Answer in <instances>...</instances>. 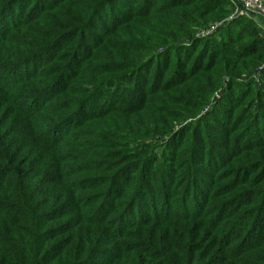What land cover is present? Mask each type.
<instances>
[{
  "label": "trees",
  "instance_id": "16d2710c",
  "mask_svg": "<svg viewBox=\"0 0 264 264\" xmlns=\"http://www.w3.org/2000/svg\"><path fill=\"white\" fill-rule=\"evenodd\" d=\"M118 1L0 0V264H264V248L258 262L249 260L260 233L244 234L241 228L251 218L260 223L258 230L264 223V178L258 190L241 188L243 179L225 186L227 178L220 177L225 154L205 153L213 146L198 130L183 134L188 142L178 141L190 152L182 174L177 160L182 156L175 157L171 177L150 171L153 158L108 148L110 126L104 119L117 112L140 114L146 99L141 94L132 108L109 109L138 95L136 87L122 85L139 76L140 70L133 72L139 65L133 44L106 40L117 27L107 29L104 10ZM185 1H145L142 13L180 9L174 13L180 17L164 27L179 25V35L193 41L186 25H208L233 11L228 0ZM244 21L243 16L231 21L230 27L242 30L222 47L212 39L203 43L209 51L218 47L207 59L209 68L202 67L194 48L170 47L168 53L182 51L192 63L189 72L172 65L173 73L168 64L169 79L162 66L157 72L168 85L156 89L178 94L168 112H194L183 93L192 80L203 79L201 70L242 78L256 59H264L256 26L244 27ZM98 51L103 55L96 56ZM156 89L148 94L156 95ZM241 112L233 126L245 133L238 143L249 131L254 138L264 135V125ZM117 129L123 137L121 126ZM221 135L228 145L216 149L228 154L233 129ZM192 140L200 145L192 147ZM216 156L220 159H211ZM245 169L254 173L252 165ZM253 194L248 205L245 199Z\"/></svg>",
  "mask_w": 264,
  "mask_h": 264
},
{
  "label": "rangeland",
  "instance_id": "374dc122",
  "mask_svg": "<svg viewBox=\"0 0 264 264\" xmlns=\"http://www.w3.org/2000/svg\"><path fill=\"white\" fill-rule=\"evenodd\" d=\"M145 1L149 3L153 0H119L117 5H114V8H106L104 10L109 19L106 26L107 29L117 27L116 33H112L109 30L106 40L131 42L133 44L131 46L132 58L139 64L134 68L133 72L140 70L139 76L133 78L131 84L127 86L122 84L124 88L136 87L138 90L137 97L130 103H122L121 100L118 103H111V105L109 104L111 107L109 105L107 107L113 110H117L114 109L116 107L118 110L127 109L128 107L132 108L139 102L141 94H143L142 97L146 98L144 99L145 101L139 104L138 113L140 114H136L135 111L131 113L117 112L104 119L106 124L110 126L108 133L110 138L108 140L112 142V145H109L108 148L120 151L128 150L127 152H130V154L134 153L142 156V158H153L155 162L151 164L150 171L171 177L168 169L174 167L173 162L180 160L181 166H179L178 174H182L188 154L187 150L190 152V147L179 146L178 141L188 142L189 139H184L183 136L185 135L183 134H186L189 130V134L198 130L200 139L209 138L213 146L211 149L206 147L205 153L225 154V159L223 160L219 156L211 158L212 160L218 158L221 162L227 163L226 170L220 175V177L227 178L224 185L227 186L229 183L240 185L241 182L238 180L243 179L244 186L241 188H245L248 191L251 189L258 190L259 187L256 186L259 185V180L264 178V165L260 163V161L264 162V135L261 134L254 138L255 133L249 131L245 135L247 139L238 143L239 138H243L242 136L245 133H239L240 131L234 129L233 126L235 127L239 124L234 121L241 116L242 109H245L248 112V116L254 119L258 125H264V74L261 73L264 70V59H256V66L242 78H231L228 75L218 76L211 69L209 73L201 70V74L204 75L203 79L192 80L184 91L187 93H183L190 98L189 107L194 112L182 111L176 108L168 112V108L174 107L176 103L174 100L177 99L175 97L178 94L170 91V93L164 95L156 89L161 85H168L166 79L165 81L161 80L162 72L158 74L157 72L162 66L163 72H167V76L163 78L169 79L170 72L166 70L168 64H170L169 70L172 65L177 66L176 68H180V65H182L187 67V70L183 71L189 72L192 63V60L186 61L182 51L179 53H168L171 50L170 47L179 45L182 47L181 49L194 48V55L201 59L200 64H202V67L209 68L210 64H208L207 59H210L217 52L218 47H214V49L209 51L208 45L205 46L203 43L212 39L222 47V43L226 38L236 37L242 29L237 25L229 26L231 21H233L231 18L232 13H230L223 19L210 22L208 25H186L183 30H187L189 34H192L193 38V41H188L184 36L179 35V32H181L177 31L179 30V25L174 26V29L171 28L170 31H167L164 27L166 22L180 17V15L174 14L180 9L172 11L174 13H156L148 17L145 13H142L147 11ZM188 1L190 0L185 2ZM243 17L245 21L242 26H246L245 22L256 26L259 37L263 41L260 44V48L264 49V21L257 17ZM247 31L249 32L247 36H250V29H247ZM98 35L99 33L96 34L97 38L100 37ZM194 41H198V43L192 47ZM234 46H241V44ZM105 51L102 52L104 53ZM102 52L98 51L96 56H102ZM174 71L171 72L173 73ZM154 88L157 93L151 96L148 92L150 89L154 90ZM125 94L126 92L123 96ZM109 96L111 97V95ZM238 104L239 109L234 110V107ZM119 126H121L123 137H120L117 133ZM231 129H233L232 144L229 145L231 152L227 154L221 148L216 149V144L227 146L228 143L222 138L221 134ZM113 137L115 139H112ZM121 138L124 139L122 140ZM190 138H193V136H190ZM191 143L192 147L193 145L197 147L200 145L198 141L192 140ZM107 150L103 152H109ZM179 155L182 156V159L176 160L175 157ZM204 162L207 163V161ZM250 165H252L254 170L252 175L244 172L246 170L245 167L248 168ZM251 196L248 197L247 195V199H245L248 205H252L257 195L253 194ZM239 203H243L242 199H240ZM238 212L240 211L237 208L234 213L239 215ZM247 222H249L247 225L241 227L245 229L244 234L251 231L261 235L254 237V242L256 243H254L253 247L256 249L250 253L249 258V260L258 262L260 254L258 250L264 248V223L260 225L258 230L257 226L260 223H257L255 218L254 220L253 218L248 219ZM158 248L159 250L161 249V247ZM163 261L161 260L165 264Z\"/></svg>",
  "mask_w": 264,
  "mask_h": 264
},
{
  "label": "built area",
  "instance_id": "2783aa9c",
  "mask_svg": "<svg viewBox=\"0 0 264 264\" xmlns=\"http://www.w3.org/2000/svg\"><path fill=\"white\" fill-rule=\"evenodd\" d=\"M233 11L231 18L257 17L264 21V0H228Z\"/></svg>",
  "mask_w": 264,
  "mask_h": 264
}]
</instances>
